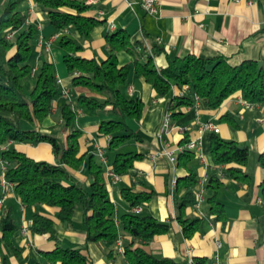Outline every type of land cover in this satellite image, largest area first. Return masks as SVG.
<instances>
[{
	"label": "crops",
	"instance_id": "1",
	"mask_svg": "<svg viewBox=\"0 0 264 264\" xmlns=\"http://www.w3.org/2000/svg\"><path fill=\"white\" fill-rule=\"evenodd\" d=\"M78 1L88 5L89 15L103 21L91 30L87 38L79 37L75 31H68L67 34L82 46L77 53L79 57L97 62L105 60L109 56L106 36L113 31L124 30L141 60H144L146 51L150 52L152 47L158 48L153 55V63L159 69L166 67L171 59L194 55L203 59L225 56L234 65L254 60L261 63L264 71V0H158L156 15L147 14L138 0ZM21 7L26 13L25 26H33L37 32L33 43L35 67L44 61L50 62L59 80V94L54 100L53 109L38 125L39 129L65 142L68 130L63 126L59 107L63 103L71 104L75 112V128L81 133L79 154L85 153L80 167L71 172L84 186H88V157L93 155L103 165L104 180L117 219L122 214L132 213V207L121 197V189L153 191L151 199L141 206L137 214L150 215L168 223L169 227L164 234L156 235L147 244L137 242L135 245L157 258L170 259L174 264H189V259L193 257H205L207 264H214L215 259L218 264H264V204L259 188L264 181V168L258 164V156L264 151V103L246 106V101L236 94L218 108L211 109L203 100L195 99L192 89L184 85L179 88L173 85L166 96H158L151 85L136 74L134 56L123 50L117 51L118 65L130 66L122 92L126 97L138 98L143 103L141 118L128 120L141 141H128L122 145L121 151H134L142 158L114 183L107 174L112 171L114 153L107 151L108 136L98 133L100 121L114 116L107 112L109 106L104 110L87 112L76 101L79 95L98 99L105 97L81 86L71 87L72 74L63 63V50L59 46L62 34L49 25L46 13L36 0H24ZM111 23L113 30L109 28ZM12 52L13 49L6 55ZM29 82L30 89V79ZM61 90H66L68 96H62ZM189 93L194 99L193 105L177 107L174 110L177 115L173 116V112L168 111L172 98ZM166 113L170 115L169 128L161 131ZM227 114L233 118V123L221 120ZM208 121L218 127V133L200 129L201 123ZM21 126L30 127L24 121ZM213 134L247 148L248 157L243 166V171L248 175L246 182L229 178L224 174V166L213 164L209 154ZM185 136L188 141H199L202 159L195 155L196 159L187 166H177L170 157L176 158L181 152L183 145L180 143ZM8 147L34 160L55 163L51 147L46 142L37 145L9 143ZM97 147L104 152V163L96 154ZM189 170L198 177L194 192L202 189L204 201L199 208L192 204L183 211L184 218L200 219L197 230L186 238L176 219L178 202L185 191L183 188L177 190L173 180L186 176ZM2 174L3 168L0 166V176ZM211 175H217L222 180L216 195L217 202L222 206L219 217L210 213L205 199V183H200L203 177L208 179ZM6 210H10L16 228L7 233L0 226V264H52L46 254L56 246L79 249L87 260L86 264H120L124 260L118 252L114 261L108 258L116 241L86 242L83 213L79 208L74 211L70 222H61L57 217V208L43 204L25 206L10 189L2 201L0 219ZM198 211L201 216L197 215ZM34 213L53 220L56 240L47 234L31 231ZM117 239L123 247L128 243L129 235L120 232Z\"/></svg>",
	"mask_w": 264,
	"mask_h": 264
},
{
	"label": "trees",
	"instance_id": "2",
	"mask_svg": "<svg viewBox=\"0 0 264 264\" xmlns=\"http://www.w3.org/2000/svg\"><path fill=\"white\" fill-rule=\"evenodd\" d=\"M24 0H3L0 11V159L3 163V177L13 184V193L25 206L43 204L57 208V217L61 222H70L76 209H81L86 228V242L113 243L120 232L129 235V241L123 246L120 264H174L170 259L157 258L147 253L137 242L145 245L156 235L168 230V223L161 222L150 215L126 213L116 218L115 207L110 200L104 180L103 165L93 155L88 157L89 184L84 186L71 170H77L83 162L84 154H79L81 133L75 128V112L70 103L59 107L63 126L68 130L66 141L54 134L42 132L40 125L53 109L54 100L59 94L57 77L53 65L44 61L35 67L33 43L37 32L33 26H25L26 13L22 9ZM46 13L49 25L55 30L75 31L79 37L87 38L91 30L103 21L88 14V5L78 0H36ZM13 33L11 38H7ZM109 56L97 62L95 59L79 57L82 49L68 34H62L59 46L63 50L62 60L72 74L71 87L81 86L105 98L79 95L77 104L87 112L104 110L114 117L102 120L98 133L108 136L107 151L112 152L111 170L119 175L133 168L142 155L134 151H121L128 141H141L139 135L130 127L128 120H139L143 112V103L138 98H128L122 88L126 84L130 66H119L116 52L123 50L134 56V70L148 82L158 96H166L171 86L178 88L187 85L198 100H203L208 108H218L229 97L239 94L250 104L264 103V71L258 62L245 60L231 64L225 56L199 58L188 55L168 61L166 67L159 69L153 63V55L158 52L152 47L150 52L142 50L144 60L135 53L130 45L129 35L124 30H116L106 36ZM13 49V52L6 55ZM32 82L25 93L23 79ZM191 94L177 95L172 98L168 111L173 112L180 106L193 105ZM171 115V116H172ZM221 120L233 123L231 116L224 115ZM30 127L23 128L21 122ZM46 142L51 147L55 163L37 161L26 154L9 148V143H29L37 145ZM188 142L185 136L181 145ZM209 154L213 164L224 166V174L239 182H246L248 175L243 171L248 157L247 148H239L235 141L211 135ZM195 157L191 150L184 149L176 157L177 166H187ZM258 164L264 168V151L258 156ZM190 171V170H189ZM197 175L190 171L176 180L177 190L184 189L178 202L176 219L183 235L189 238L198 228L199 218H184V209L194 203V186ZM222 180L217 175L208 177L205 183L206 202L209 211L219 217L222 206L217 202V191ZM264 204V181L259 184ZM1 193V185H0ZM121 197L130 207L143 206L152 197L153 191L134 192L130 188L120 191ZM0 226L3 232L11 233L16 223L10 216V210L2 213ZM30 229L37 234H47L56 240L52 219L34 213ZM116 248L108 253L114 261ZM52 264H86L85 256L79 249L61 248L46 254ZM192 264H207L205 257H193Z\"/></svg>",
	"mask_w": 264,
	"mask_h": 264
},
{
	"label": "built area",
	"instance_id": "3",
	"mask_svg": "<svg viewBox=\"0 0 264 264\" xmlns=\"http://www.w3.org/2000/svg\"><path fill=\"white\" fill-rule=\"evenodd\" d=\"M89 2H91V0H89ZM138 3L140 4V6L142 7V9L149 15H156L157 13V6H158V0H138ZM109 28L111 30L114 29V25L111 23L109 25ZM68 33V30L67 29H64L62 31H59V34H67ZM12 34L13 33H9L7 35V38H11L12 37ZM50 42V41H49ZM49 42L47 43V46L49 45ZM57 83H59V80H57ZM185 87L187 85H184ZM61 95L64 96V97H67L68 96V92L66 90H61ZM195 99L196 96L194 95L193 96ZM245 105L246 106H250L252 104L248 103V102H245ZM169 120H170V115L169 113H166L165 117H164V120L162 122V125H161V131H167L168 128H169ZM200 129L202 131H209V132H213V133H218L219 129L218 127L212 123V122H203L201 123L200 125ZM184 149H187V150H191L195 153L196 157L199 158V159H202V154H201V151H200V145H199V141L197 140H189L187 143H185L182 147H181V151H183ZM96 154L97 156L100 158V161L102 163H104L105 161V155H104V152L99 148L97 147L96 148ZM158 153H156V155H158ZM170 160L175 162L176 161V158L174 157H170ZM0 166L4 169V166H3V163L0 159ZM108 175L111 176L112 178V182H117L119 181L120 179V175L113 172V171H108L107 172ZM207 181V178L206 177H203L201 180H200V183H206ZM176 182V179L173 180V183ZM0 185H1V195H0V209H1V205H2V201L4 200V198L6 197V195L8 194L9 190L13 188V184L6 181L3 177V174L0 176ZM204 201V197H203V190L202 189H199L197 191L194 192V203H193V206L195 208H199L200 205L203 203ZM141 210V206H135V207H132L131 208V212L132 213H137ZM197 215L198 216H201V212L198 211L197 212ZM116 251L118 253H122V250H123V247H122V244L120 242L119 239H116ZM216 261L214 262V264H218L217 263V259H215ZM189 264H192V260L189 259Z\"/></svg>",
	"mask_w": 264,
	"mask_h": 264
},
{
	"label": "rangeland",
	"instance_id": "4",
	"mask_svg": "<svg viewBox=\"0 0 264 264\" xmlns=\"http://www.w3.org/2000/svg\"><path fill=\"white\" fill-rule=\"evenodd\" d=\"M0 10H1V8H0ZM57 51V50H56ZM23 84H24V90H25V93L27 94L28 93V91H29V87H30V85H29V79L28 78H24L23 79Z\"/></svg>",
	"mask_w": 264,
	"mask_h": 264
},
{
	"label": "water",
	"instance_id": "5",
	"mask_svg": "<svg viewBox=\"0 0 264 264\" xmlns=\"http://www.w3.org/2000/svg\"><path fill=\"white\" fill-rule=\"evenodd\" d=\"M258 67H259V68L262 67L261 63H258ZM239 148L242 149L243 147H242V146H239Z\"/></svg>",
	"mask_w": 264,
	"mask_h": 264
}]
</instances>
